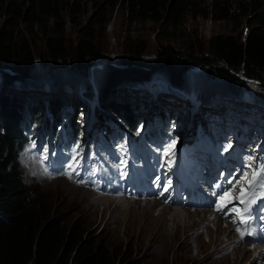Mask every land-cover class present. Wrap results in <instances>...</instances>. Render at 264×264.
<instances>
[{"label":"rangeland","instance_id":"rangeland-1","mask_svg":"<svg viewBox=\"0 0 264 264\" xmlns=\"http://www.w3.org/2000/svg\"><path fill=\"white\" fill-rule=\"evenodd\" d=\"M9 1L15 2L19 5L20 9L25 10L32 6L34 0ZM134 1L135 0H56L57 9L59 11L57 21H60V25L63 23L65 25V32L59 37V40L62 43V47H64V51H67L66 54L73 52L72 50L76 48L80 40L85 38L89 39L87 36L90 33V29H92L93 32L100 30L99 34H97L99 36L91 40H93L98 47L100 46L102 57L94 59V64L90 66L88 69L89 71L87 70L88 72L76 71L73 70V67H67L66 69L64 67H55L53 72H49L46 68L50 69V67L39 63L40 61L42 62L43 59L48 58L49 52L47 47L49 42H51V37L54 36L51 33V28L54 24H57L55 20H49V24H46V27H35L34 29L25 21H22L18 27H11L9 29L11 31H16L19 37L29 39L28 41L32 44V50L36 58L35 62L39 67L38 71H43V73H37L43 77L39 78V81L30 83L12 80L7 81L12 82L9 84H7L5 79L0 77V93L1 91L3 92L0 94V98L7 96L10 102L21 104H23L22 102L28 103V101L32 100L41 99L43 102H48L52 99L60 98L67 106L78 104L81 110H78L75 115L78 122L77 126L82 129V131L83 129L86 130L89 137L93 135L90 140L82 136L81 140L73 145H64L61 147L51 146L47 147V149H45L44 145L40 144L39 140H29L25 148L18 154L20 155V164L23 168L25 183L32 189L34 198L41 200L47 207L61 212L69 222L82 223L90 234H100V236L105 237L112 243L114 251L121 254L120 257H123L124 253L128 252L130 254L129 256H132L131 259L137 264H242L240 260L234 261V259H225V255L232 252L233 249L243 243L250 244L253 249L249 257L250 259H246L244 264H250L256 255H259L261 261L264 262L263 253L259 252L256 254L257 248H254L249 241H245L239 237L237 238L238 235L237 232L232 229L233 226L222 216L214 214L219 218L220 223L229 226L233 235L232 237L234 239L237 238V243H233L228 250L225 247L220 249L214 246L217 244V241L213 240L210 242L208 238H206L205 240H201V248L199 247L198 251L196 249H190L188 251L186 248L178 251L174 249L175 247L173 246L169 249L167 246L163 245V239L159 235L156 237H148V231H140V227L138 228V226L139 224L141 225V216L143 215L141 214L143 212L142 205H133L130 202L131 200L116 199L112 192V195L109 194L105 196L107 197L106 201L90 200L91 205L93 202L98 204V206H94L97 213L92 216L91 214H87L91 211L87 208L86 204L81 203L76 196L68 195L62 190V185L59 182L44 184V180H48L49 175H45L46 170L44 167V170L38 167V162H41L45 166L52 164L58 167L63 165L66 166L70 159L73 158L78 163L83 162V167H86V162L91 160L93 173L95 171L98 179L97 181H105V179H100V171L104 170L105 178L110 184L115 183L121 177L124 181L123 183L126 185L127 180L125 178L127 172L129 168L134 165L132 160L135 161L137 159L138 164H141L143 163V161H139L141 158H143L145 162H151V159H154V157H157L159 160L164 159L165 150L170 144L174 145L171 149L174 155L181 156V154H184L190 163H192L195 158H198L202 162V166H204L207 161L205 154L198 157L194 151H190L187 147L189 142L186 141V135L187 132L193 131V135L197 134L198 129L202 126V121L206 119L217 121L220 117L222 118L225 116L229 121L231 120V122L242 127L255 129L254 140L256 137H259L261 139L259 143H263L264 99L252 97L253 93L250 92V88L242 93H238L240 95L233 93V96L245 100L241 101V103H238L236 100L232 101L228 99L229 94H224L222 97L213 99L211 93H216L220 91V89L223 90V88H220L217 84L213 85L210 79L200 74L194 72L191 75L190 73L189 76L185 77L184 84L179 83L178 86H176L170 80L168 72L159 71L156 73V70H152L151 74L154 75L145 80V82H132L127 79L123 81L121 86L119 83H116V85L111 88L115 89L114 91L106 93L105 95L102 93L105 77L108 76L110 67L114 66L112 70L119 69L115 66L123 67L122 65H118L121 64V58L134 53L138 45L140 47L146 46V50L144 51L145 57L153 58V60L147 62L154 61L160 48H163V46L178 48L185 51L190 49L192 51L194 50L195 53H200V49H208L211 39L217 35H231L237 38H244L249 23L253 20L248 17H243L239 20H217L212 14L194 17L192 13L187 12L181 17L182 24L179 27L168 28L167 24L163 22L137 18V15L132 9ZM190 1L196 3L193 10L203 9L208 5L210 6L213 2V0ZM0 2H2V0H0ZM11 12L12 10H6L5 7L2 8L0 6V20H5L12 16ZM99 21H105V26H101L100 28V26L97 25ZM14 40L17 41L16 38ZM0 69H4V72L6 71L12 76L16 75V73L18 75L17 77L23 75L18 69L16 72V69L10 66L4 67V64L0 65ZM196 71L200 72V67L197 66ZM200 84L204 85V89L199 87ZM34 87L38 88L34 91L30 90V88L32 89ZM209 88L212 89L209 95L206 96ZM40 89H43V91L41 90V92ZM97 90L99 91L98 98L96 102H93L92 98L95 96ZM154 95H156V97H154ZM247 98L249 99L247 100ZM19 99L24 100L21 102ZM250 100L252 101V106L248 104ZM109 101H121V105L125 106L126 103L136 108L137 110H130L143 126L146 122L149 124L153 119L158 118L160 114H165L166 116L171 115L178 118V129L181 130L180 132L174 131L171 135L162 134L152 145H140V142L137 140H129L126 144H123L120 142V138L115 139L114 142L109 144L107 141H104V137H102L103 133H108V130L103 129V127L107 124L121 123L120 120H118L119 117L117 113L114 111L116 115L115 119L111 116L103 117V125H99L103 130L101 129L102 131L98 134L96 133L100 131L99 128L97 132L89 130L87 116L85 115L86 110H94L96 113L103 115L107 114L110 110L107 108ZM71 103L75 104L72 105ZM199 103L201 104L199 109L204 110V116L201 120L198 118V120L192 121L189 119L188 116L190 115L188 114L196 115L195 117L202 116L196 107V104ZM153 106H157L158 109L160 108V110L163 111H158L157 114L156 112L153 114L149 113L153 110ZM23 107L27 108V105L23 104ZM147 107L152 108L150 110H143ZM111 108L113 110V107ZM138 109L140 110L138 111ZM186 109L194 110L190 113V111ZM66 113H69L68 109ZM119 128H121V126L118 125L117 128L113 127V130L118 131ZM190 140L191 139H189V141ZM254 140L249 144H245L244 147L247 149L248 153L255 154L254 157L257 161L264 160L262 156L264 147H261L262 151L259 152L261 149L259 146L257 147ZM228 145L229 142H226L220 145L218 149L221 152H228L231 150L228 148L225 150ZM86 148L93 149L92 154L87 158L84 157ZM101 148L103 149L102 152ZM77 150H79V153L75 155ZM45 152L47 158H45ZM233 152L234 149L232 150V153ZM114 154L119 160L126 162L124 166L128 169H120L117 166V160L114 159ZM25 157L31 160H27ZM35 167L37 168L35 169ZM29 168L31 170L34 168V170H32L33 172H31ZM63 170V168L53 170L50 174L53 176L51 180L63 178L61 177ZM69 170L71 171V169ZM120 170L122 172H118ZM97 173L99 175H97ZM68 181L75 185L82 184V180L75 176ZM91 187L93 186H88V188ZM98 192H100V189H98ZM62 195H64V200H61ZM158 201L156 209L151 212L152 215L157 217L159 216L160 209L162 210L163 208L162 206L166 205L163 201ZM254 207L257 211L264 212V206L257 207V205H255ZM208 212L211 219L206 221L202 228L195 229L193 233L202 232L207 225H211L214 215L211 214L210 211ZM112 217L114 218L112 219ZM160 226L161 225H159V227ZM178 242L183 246V244L194 243V240L185 237L181 239L179 236ZM197 244L199 246L198 242ZM193 245L195 246V244ZM221 256H224V258H221Z\"/></svg>","mask_w":264,"mask_h":264},{"label":"trees","instance_id":"trees-1","mask_svg":"<svg viewBox=\"0 0 264 264\" xmlns=\"http://www.w3.org/2000/svg\"><path fill=\"white\" fill-rule=\"evenodd\" d=\"M195 5L190 0H135L132 9L137 18L163 22L168 28L179 27L181 17L187 12L194 17L212 14L217 20L243 17L253 20L244 38L217 35L211 39L208 49H200V53L163 46L155 60L147 62L153 58L145 57L146 46L138 45L134 53L121 58L118 65L123 67L115 66L119 68L116 70H112L114 66L110 67L102 93L114 91L111 88L116 83L121 86L127 79L146 80L154 75L151 71L156 70V73L168 72L176 86L184 84L185 77L194 72L210 79L213 85L223 88L211 93L213 99L224 94H229L231 99L233 93H242L248 88L252 97L264 99V0H213L210 6L193 10ZM0 6L12 10V16L0 20V65L13 67L23 74L22 77H17V73L12 76L0 69V77L6 82H19V79L40 75L37 72L43 73L38 71L29 39L9 30L18 27L22 21L33 29L46 27L51 19L56 21L51 28L54 36L47 47L48 58L39 62L50 67L46 68L49 72L55 67H73V70L88 72L94 59L102 57L100 46L91 40L99 36L100 30L93 32L92 29L87 36L89 39L80 40L73 52L66 54L59 40L65 32V25L57 21L56 0H34L25 10L9 0H2ZM105 24V21H99L97 25L101 28ZM197 66L200 72L196 71ZM199 87L204 89V85ZM211 89L207 90L206 96ZM22 103L30 105L25 108L21 103L10 102L7 96L0 98V264H137L128 252L120 257L121 254L114 251L112 243L105 237L90 234L82 223L69 222L61 212L33 197L32 189L25 183L18 155L29 135L35 128H46L48 123L55 124L57 129L63 126L61 129L65 132L79 127L76 117L67 114L58 101H53L49 108L33 100ZM116 104L108 102L121 123L126 128L137 129L139 124L130 106ZM209 135L213 138L214 133L209 131Z\"/></svg>","mask_w":264,"mask_h":264},{"label":"bare ground","instance_id":"bare-ground-1","mask_svg":"<svg viewBox=\"0 0 264 264\" xmlns=\"http://www.w3.org/2000/svg\"><path fill=\"white\" fill-rule=\"evenodd\" d=\"M41 77H43V76L42 75H39V76L35 75L34 77H26V79H19V80H21L19 82L24 81L22 83H26V82L30 83V82H34V81H39L38 79L41 78ZM128 80L132 81V82H134V81L145 82V80H136V79H128ZM37 88L38 87H34L32 89L30 88V90L34 91ZM41 90L43 91V89H40V91ZM98 94H99V91L97 90V92L95 93V96L92 98L93 102H96V100L98 98ZM154 97H156V95H154ZM228 99H230V98L228 97ZM248 99L249 98H247V100ZM231 100L232 101L236 100L238 103H241V101H245V100H242L241 98H238L236 96H233L231 98ZM33 101H38L41 104L43 102L41 99L33 100ZM53 101L60 102L65 109L67 108L69 110L68 114H70V116H72V117H75L76 112L78 110H81L79 108L78 104L71 103L72 105L73 104H75V105L74 106H67L66 103L60 98H55V99H52L51 101H48V102L44 101L43 104H45V105H47V107H49V106H51V103ZM200 102H202V101H200ZM112 103L113 102L111 101V104ZM116 103H117L116 105H119L121 103V101L120 102H116ZM204 103H206V102H204ZM248 104H250V106H252V101L250 100L248 102ZM29 105L30 104H27V107ZM200 105H201L200 103L196 104V107L198 108V110H199V112H200V114L202 116L201 117H195L196 115L187 113L188 115H190V116H188L190 120L195 121V120H198V118H200V120H201V118L204 116V110H200L199 109ZM125 106H127L126 103H125ZM131 107L132 106H130V108ZM107 108L110 109V110L105 115L100 114V113H96L94 110H91V111H87V110L85 111L84 110L85 111V115L87 116L86 118H87V121H88L87 125H88L89 130L97 132L100 129V131H101L102 127L100 128L99 125L103 123V121H104L103 117L104 116H111V117H113L115 119L116 115L113 112L112 108H110V105H107ZM117 108H119V107H117ZM151 108L152 107H147V108H144L143 110H150ZM67 109H66L65 112H67ZM131 109L134 110L136 108L132 107ZM208 109H209V107H208ZM139 110L140 109H138V111ZM193 110L194 109H190V110L188 109L187 111H190V113H191ZM158 111L162 112L163 110H160V108L158 109L157 106H153V110L151 112H149V113L153 114L154 112L157 113ZM166 113H167V111H166ZM183 125H187V124H183ZM61 127H63V126H61ZM61 127H59L58 129L63 130V129H61ZM45 132H46L45 126H40L39 128L33 129L32 133L29 135V138L26 140V143L29 140H31V139L40 140V138L42 137V135L45 134ZM25 145H24L23 149L25 148ZM38 158H39V156H38ZM27 160H31V159H27ZM48 162H51V161H48ZM72 163L73 162H71L70 164H72ZM119 163H120V166H124L126 164V162L122 161V160H120ZM37 165H38L39 168L44 170L41 163H39V164L37 163ZM36 168L37 167H35V169ZM29 170L31 172H33L32 170H34V168H32V170L29 168ZM76 170H80V174L79 175H75L74 173H68V172L63 170V172L61 174V177H63V178L56 179V180H51V178L53 176L49 175L48 180H44V184H46V183L51 184V183L59 182L62 185V190H64L68 195L76 196L81 201V203L86 204L87 208H89V210L91 211V212H89L87 214H91L92 216L95 213H97V210H96V208L94 206H98V204L96 202H93L92 205H91L90 204V200L106 201L107 197H105V196L111 194L112 192H113V194H114L116 199L131 200L130 202L133 205L134 204H137V205H140V206L142 205L143 206L142 207L143 208L142 209L143 212L141 214H143V215L141 216V225L139 224L138 228L140 227V231L141 232H142V230L143 231H148L147 232V233H149L148 237L149 236L156 237V236L159 235L163 239V245L167 246L169 249L173 246V247H175L174 249H177L178 251H181L183 248H186L188 251L190 249H196L198 251L199 247L201 248V240L202 239L205 240L206 238H208V240L210 242L213 241V240L217 241V244H215L214 246H216V247H218L220 249L225 247L228 250L229 247L233 243H237V238L238 237L240 239H243V240L248 238L247 235H244L243 238H242L241 237V232L238 231V236H237L236 239H234L232 237L233 235H232L231 230L229 229V226L223 225V223H220L219 218L216 217L214 214H213L214 218L212 220L211 225L210 224L207 225L202 232L193 233L195 231V229L202 228L205 225V222L209 221L211 219L210 216H209V212L207 210L193 209V208H190L187 204H183L182 206H176V205L173 204L174 201L170 200L168 203H164V204L169 205V206H166V205L162 206L163 208H162V210L160 209L159 216L157 217V216L151 214V212L156 209V206H157V204L159 202L157 199H153V198H149V197H142V198L134 197V196H131L130 194H128L125 191V189L123 187H121V186L105 184V183H102L100 181H97L98 179L95 177L93 171L91 169H88L87 171L86 170H82L81 165L76 167L75 171ZM74 176L78 177L79 179L82 180V184H81L82 186L78 185V184L75 185L74 183L68 181V180H71V178L74 177ZM90 185H92L93 187L88 188V186H90ZM98 189H100V192H98ZM61 200H64V195H62ZM170 206H172V207H170ZM144 215L146 217V220H145ZM113 218L114 217H112V219ZM159 225H161V226L159 227ZM179 236L181 237V239L183 237L191 238V239L194 240V243H192V244L188 243V244L185 245L182 242L183 246H181V244L178 242V237ZM197 242L199 243V246H198ZM240 243H243V242H240ZM193 244H195V246ZM252 251H253V249L251 248L250 244L243 243L242 245H238V247L233 249L232 252L226 254L225 255V259H234V261L240 260V262L242 264H244L246 259H248L251 256V252ZM214 253H217V252H214ZM221 258H224V256H221ZM250 264H264V262L261 261L259 255H256L252 259V262Z\"/></svg>","mask_w":264,"mask_h":264},{"label":"snow or ice","instance_id":"snow-or-ice-1","mask_svg":"<svg viewBox=\"0 0 264 264\" xmlns=\"http://www.w3.org/2000/svg\"><path fill=\"white\" fill-rule=\"evenodd\" d=\"M174 145L170 144L167 146L164 155L166 157H171L174 155L171 152V149ZM229 144L227 148H230ZM45 158L47 154L45 152ZM246 166L245 171L242 173L239 180H236V185H239V191L236 190L234 185L231 190H226L219 197V203L217 204V210L223 211L229 204H232L234 201H238L242 207H233L230 209L231 212L236 214V217L239 219L240 223L243 225L242 229H238L241 232V237L244 235H252L251 224L253 220V206L257 204L259 200L264 199V160L257 161L255 158L249 156L245 158ZM170 164L171 161L169 160ZM78 162L73 161L72 164L68 165L69 169L73 167H78ZM235 179V178H233ZM231 184L232 181L230 180ZM171 181H167L164 191L169 190ZM218 187V185H217ZM264 219V217H262Z\"/></svg>","mask_w":264,"mask_h":264},{"label":"clouds","instance_id":"clouds-1","mask_svg":"<svg viewBox=\"0 0 264 264\" xmlns=\"http://www.w3.org/2000/svg\"><path fill=\"white\" fill-rule=\"evenodd\" d=\"M119 120V119H118ZM121 122V121H120Z\"/></svg>","mask_w":264,"mask_h":264}]
</instances>
